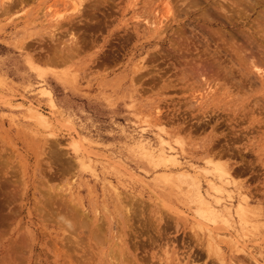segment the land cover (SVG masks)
Masks as SVG:
<instances>
[{
    "label": "rangeland",
    "instance_id": "rangeland-1",
    "mask_svg": "<svg viewBox=\"0 0 264 264\" xmlns=\"http://www.w3.org/2000/svg\"><path fill=\"white\" fill-rule=\"evenodd\" d=\"M7 1L0 264H264V0ZM164 170L245 195L250 221L205 219Z\"/></svg>",
    "mask_w": 264,
    "mask_h": 264
},
{
    "label": "bare ground",
    "instance_id": "bare-ground-1",
    "mask_svg": "<svg viewBox=\"0 0 264 264\" xmlns=\"http://www.w3.org/2000/svg\"><path fill=\"white\" fill-rule=\"evenodd\" d=\"M19 1V0H18ZM21 1V0H20ZM195 1V0H194ZM83 2H84V0H78V1H76L75 2V5H74V10L75 11H77V12H83L84 10H83V8H81V6H83ZM197 2V1H196ZM16 3V0H8L7 1V6H9V7H11L12 5H14ZM237 3H239V2H237ZM95 8V7H94ZM233 11V10H232ZM79 13V14H80ZM88 13V12H87ZM78 14V15H79ZM81 16L83 15L84 16V12L83 13H81L80 14ZM63 15H58V18H60V17H62ZM230 16V15H229ZM229 18V17H228ZM230 19V18H229ZM147 23V22H146ZM71 35V36H70ZM69 36L72 38V43L74 42V41H78V39H77V37H76V35H74V30H73V33H71ZM77 39V40H76ZM81 40V39H80ZM80 40H79V42H80ZM76 42H74V43H76ZM79 44V43H78ZM77 44V45H78ZM233 44V43H232ZM67 46V45H66ZM71 46V45H70ZM195 46H196V44H195ZM69 47V45L67 46V48ZM233 47H234V45H233ZM80 48L78 47V50H79ZM217 49V48H216ZM56 51V50H55ZM202 52H204V51H202ZM206 52V51H205ZM217 52H219V51H217ZM236 52V51H235ZM70 55H71V53H69ZM205 54V53H204ZM209 54V52H207V55ZM214 55V54H213ZM203 57V56H202ZM217 57V56H216ZM215 57V58H216ZM52 58H54V60H52V61H56L55 60V57H52ZM65 58V57H64ZM70 58V57H69ZM210 58V57H209ZM207 59H208V57H207ZM217 59V58H216ZM193 60H194V58H193ZM199 60V59H198ZM205 60V61H204ZM203 61L204 62H206V59H204ZM209 60V59H208ZM207 60V61H208ZM65 61V60H64ZM185 61V60H184ZM189 61V60H188ZM196 61H197V59H196ZM195 61V62H196ZM200 61V60H199ZM202 61V60H201ZM200 61V62H201ZM191 62V61H190ZM189 63V62H188ZM220 63V62H219ZM218 63V64H219ZM190 64V63H189ZM204 64V63H203ZM220 65V64H219ZM216 66V65H215ZM223 66V65H222ZM168 67V66H167ZM212 67V66H211ZM227 67V66H226ZM202 68V67H201ZM37 70H39V71H41V69L40 68H36ZM199 69V68H198ZM198 69H196V72L198 71ZM219 69V68H218ZM224 69V68H223ZM58 70V69H57ZM201 70V69H200ZM209 70V69H208ZM211 70H213V69H211ZM215 70V69H214ZM213 70V71H214ZM157 71H158V68H157ZM160 71V70H159ZM205 71V70H204ZM210 71V70H209ZM224 71H225V69H224ZM52 72V71H51ZM190 72V71H189ZM195 72V73H196ZM202 72V71H201ZM207 72V71H206ZM220 72H221V70H220ZM228 72V71H227ZM204 73V72H203ZM214 73V72H213ZM213 73H212V75H213ZM216 73V72H215ZM228 73H230V72H228ZM63 74V73H62ZM205 74V73H204ZM219 74H221V73H219ZM226 74V73H225ZM231 74V73H230ZM229 74V75H230ZM56 75V74H55ZM185 75V74H184ZM193 75H194V73H193ZM198 75H200V74H198ZM170 76V75H169ZM202 76V75H201ZM204 76V75H203ZM220 76V75H219ZM72 77H74V76H72ZM195 77V76H194ZM205 77H206V75H205ZM164 78V77H163ZM203 78V77H202ZM227 78V77H226ZM162 79V78H161ZM214 79H216V78H214ZM63 80V79H62ZM165 80H166V78H165ZM184 80V79H183ZM163 81V80H162ZM172 81V80H171ZM217 82V81H216ZM173 83V82H172ZM224 85V84H223ZM239 86H241V85H239ZM48 95H49V98H50V102H51V106L53 107V108H56V102H55V100H54V98H53V95H52V92L49 90V89H46V91H45ZM44 92V93H45ZM232 94V93H231ZM45 95V94H44ZM261 113H262V111H261ZM260 113V114H261ZM44 114V113H43ZM43 114H41V113H39L38 114V116H39V118L40 119H46V118H44V116L45 115H43ZM33 116V115H32ZM46 117V116H45ZM36 120H37V118H36ZM43 121V120H42ZM46 121H47V119H46ZM46 121L44 120V122L46 123ZM49 124V123H48ZM48 126V125H47ZM162 139L164 140V141H167L165 138H163L162 137ZM144 144V143H143ZM141 145L142 146V149H144L145 150V155L146 156H148L149 157V160L150 161H152L153 163H156V165H153V164H151V165H153V166H155V167H158V165H161V166H165V167H167L168 169L169 168H171L172 166H174V165H168V163H167V159H165V156L163 155V157H161V158H159L157 161L158 162H156V159L154 158V156L152 155V153L150 152V151H147V149H146V145ZM210 148H212V147H210ZM209 148V149H210ZM229 149V148H228ZM206 166H203V168L202 167H198V168H202L204 171V173H205V175L206 174H209V175H213V176H216L217 178H218V180L220 181V182H222V181H224L225 179H227L229 176H230V172H229V169H228V167H227V164L226 163H218V162H215V161H213V160H211V159H207L206 161ZM175 164V163H174ZM164 167V168H165ZM182 169H184V167L182 168ZM196 169V168H195ZM195 169H194V171H195ZM179 170H180V168H179ZM179 170H177V171H179ZM186 170V169H185ZM174 171V170H173ZM181 171V170H180ZM160 172V174L161 173H165V174H161V175H163L162 177V179H166V180H168L169 182H172L173 183V185L172 186H175V188H177V189H179V190H181V191H184L185 193L184 194H186L187 195V197H188V199L190 200V201H192V203H194L195 204V207L197 208V210H198V212L203 216V217H205V219L206 218H208L209 220H213V221H216V222H218V221H224V222H228L229 223V221L231 220V219H233V218H237V219H239L241 222H244V225H246V223L248 222V220H249V218H250V216H251V213L253 212L251 209H250V207H249V202H248V197H244L243 196V198L238 202V204H237V206H236V209L234 210L233 209V207L230 205V204H227V203H225V201H224V197H225V195L227 194L229 197H232L231 196V194L229 193V192H231V191H227V189H226V187H225V185H223L222 183H218V181H215V180H212L211 178H208V179H210L209 180V182H208V185H209V191H207V190H205V189H203V187H202V183H201V178H199V175H197V172H190V171H184L183 170V172H169V171H163V172H161V171H159ZM173 173V174H172ZM198 174H199V172H198ZM160 175V176H161ZM229 179V178H228ZM226 181V180H225ZM232 182H233V180H232ZM226 183H228L227 181H226ZM164 185V184H163ZM5 191V190H4ZM233 191V190H232ZM6 192V191H5ZM243 194V193H242ZM4 195V194H3ZM228 196H226V197H228ZM6 198V197H5ZM240 198V197H239ZM4 199V198H3ZM233 199V198H232ZM68 204V203H67ZM64 205V204H63ZM7 207H8V205H7ZM74 207V206H73ZM68 208H70L69 206H68ZM128 208H133V207H128ZM127 208V209H128ZM128 210H130V214H132V211H131V209H128ZM127 210V211H128ZM71 212V211H70ZM197 212V213H198ZM237 214V215H236ZM128 216V215H127ZM126 216V217H127ZM238 216V217H237ZM128 218V217H127ZM67 220V219H66ZM208 220V221H209ZM235 220V219H234ZM239 220H237L238 222H240ZM233 221V220H232ZM250 221V220H249ZM201 223V222H200ZM235 223V222H234ZM71 224V223H70ZM100 224H98V226H99ZM97 226V227H98ZM101 228V227H100ZM94 229V228H93ZM199 230V229H198ZM97 234V233H96ZM94 236V235H93ZM209 238L211 239V241L213 240V239H215V236L214 235H212V234H210L209 235ZM209 239V240H210ZM202 240V239H201ZM215 242V241H214ZM215 248V247H214ZM218 250H220V249H218ZM112 251V250H111ZM221 251V250H220ZM219 251V252H220ZM217 252V251H216ZM218 252V253H219ZM115 253V252H114ZM111 254V253H110ZM112 255V254H111ZM221 255H222V253H221ZM76 262V261H75ZM77 264V263H76ZM85 264H86V262H85Z\"/></svg>",
    "mask_w": 264,
    "mask_h": 264
}]
</instances>
